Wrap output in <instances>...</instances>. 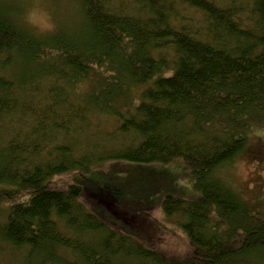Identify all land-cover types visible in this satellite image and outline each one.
I'll use <instances>...</instances> for the list:
<instances>
[{
  "label": "trees",
  "instance_id": "trees-1",
  "mask_svg": "<svg viewBox=\"0 0 264 264\" xmlns=\"http://www.w3.org/2000/svg\"><path fill=\"white\" fill-rule=\"evenodd\" d=\"M80 3L77 26L38 35L0 0V242L23 264H264V212L225 175L264 131V0ZM156 208L181 263L143 243Z\"/></svg>",
  "mask_w": 264,
  "mask_h": 264
},
{
  "label": "rangeland",
  "instance_id": "rangeland-1",
  "mask_svg": "<svg viewBox=\"0 0 264 264\" xmlns=\"http://www.w3.org/2000/svg\"><path fill=\"white\" fill-rule=\"evenodd\" d=\"M1 4L7 8L11 4L16 6V8L11 7V10L18 14L15 18L16 23L38 35H44L46 33H38L22 23V16L25 11L33 5L45 10L51 16L52 22L56 25L54 31L68 32L69 29L77 26L80 21V0H1ZM87 139L92 141L90 127L85 135H81V132H78L77 135L71 136V139L69 138L72 142L78 140L80 145L87 144ZM67 141L68 139L66 141L60 139L57 142L58 145L69 146V142ZM261 149H264V131L262 128L252 129L248 136L245 151L233 163L228 165L225 175L229 178L232 188L241 195L247 204H250L257 211L264 212V152H261ZM46 159H49V157L45 156L44 160ZM139 168L143 169V167ZM169 169L163 170L162 167H157L158 171L163 170L166 173H172L175 176L176 183L183 187V189H180V193L188 195L191 186V179L188 176L189 169L186 166L180 165H172ZM76 177L71 174H65L55 177L52 180H54L55 186L64 189L65 186L67 187L72 184ZM133 207L138 206L135 205ZM4 216L5 207L3 204L0 205V224L4 221ZM151 219L154 226L151 232L154 234L150 238L148 236L147 238H142L147 241L143 243L149 248L143 247V249L155 252L161 258L165 253L169 257L167 258L168 261L172 263L183 262L187 252L190 251V247L186 237L177 227L175 220L166 219L162 211L158 208L153 210ZM125 232L130 235H135L140 239L134 233L137 231L132 232L131 230H127ZM24 257L25 252L11 249L9 246L0 242V264H23L22 260H24ZM224 264H233V261Z\"/></svg>",
  "mask_w": 264,
  "mask_h": 264
},
{
  "label": "clouds",
  "instance_id": "clouds-1",
  "mask_svg": "<svg viewBox=\"0 0 264 264\" xmlns=\"http://www.w3.org/2000/svg\"><path fill=\"white\" fill-rule=\"evenodd\" d=\"M22 23L38 33H49L55 30L51 16L36 5L28 8L22 16Z\"/></svg>",
  "mask_w": 264,
  "mask_h": 264
}]
</instances>
